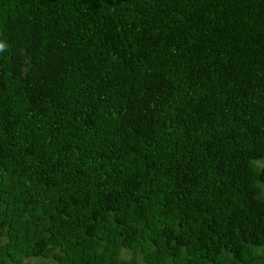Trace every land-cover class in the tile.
Here are the masks:
<instances>
[{
  "label": "trees",
  "instance_id": "16d2710c",
  "mask_svg": "<svg viewBox=\"0 0 264 264\" xmlns=\"http://www.w3.org/2000/svg\"><path fill=\"white\" fill-rule=\"evenodd\" d=\"M0 43V264H264V0H0Z\"/></svg>",
  "mask_w": 264,
  "mask_h": 264
},
{
  "label": "clouds",
  "instance_id": "9594fccd",
  "mask_svg": "<svg viewBox=\"0 0 264 264\" xmlns=\"http://www.w3.org/2000/svg\"><path fill=\"white\" fill-rule=\"evenodd\" d=\"M4 49H5V46L2 43H0V51H3Z\"/></svg>",
  "mask_w": 264,
  "mask_h": 264
},
{
  "label": "rangeland",
  "instance_id": "374dc122",
  "mask_svg": "<svg viewBox=\"0 0 264 264\" xmlns=\"http://www.w3.org/2000/svg\"><path fill=\"white\" fill-rule=\"evenodd\" d=\"M123 255L125 256V257H127V254L126 253H123ZM33 260V259H32ZM31 261V260H30Z\"/></svg>",
  "mask_w": 264,
  "mask_h": 264
}]
</instances>
